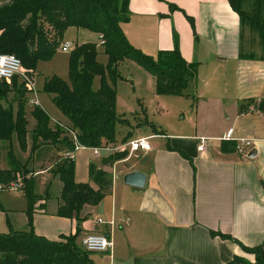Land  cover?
Here are the masks:
<instances>
[{
    "label": "crops",
    "instance_id": "crops-1",
    "mask_svg": "<svg viewBox=\"0 0 264 264\" xmlns=\"http://www.w3.org/2000/svg\"><path fill=\"white\" fill-rule=\"evenodd\" d=\"M129 11L130 19L122 29L133 47L153 57L178 48L188 63H198L196 91L189 97L177 96L190 100L192 122H183L171 132L155 128L148 136L154 140L150 151L131 152L128 143L147 136L134 137L130 132L113 145L115 152H103L95 162L88 160L85 175L75 171L77 183L88 182L98 190L89 176L90 164L100 165L114 153H126L123 159L104 167L112 177V193L97 206H84L80 220L57 215L62 184L55 175L48 179L52 165L44 166L52 152L63 156L65 148L40 147L43 161L37 168L35 161L32 164L36 181H43L47 189L35 193L43 197L49 194L50 198L34 204L32 229L52 241L76 236V242H81L87 234L107 235L113 249L90 253L93 264H228L235 257L254 263L255 255L244 252L233 240L211 233L229 235L246 247L264 245V112L254 105L240 112V106L250 99L264 98V61L242 56L241 20L228 0H130ZM70 29L78 37L84 36L78 44L90 39V33ZM151 78L153 82L154 76ZM28 95L30 99L32 95ZM39 104L52 126L69 125L61 117L54 120ZM27 106L28 125L33 123L34 130V107ZM148 124L147 119L141 123ZM230 131L232 140H226ZM201 139H207L205 152L198 149ZM238 139L253 141L246 156L223 149ZM15 150L25 160L31 147L25 154L19 147ZM252 151L256 155L250 158ZM3 152L7 153L6 147H0ZM8 166L9 159L0 169ZM132 172L146 175L144 188L125 183V176ZM16 196L25 203L3 209L9 216L6 223L0 221L2 234L31 229L29 203L21 193ZM97 218L107 224L97 225Z\"/></svg>",
    "mask_w": 264,
    "mask_h": 264
},
{
    "label": "trees",
    "instance_id": "trees-1",
    "mask_svg": "<svg viewBox=\"0 0 264 264\" xmlns=\"http://www.w3.org/2000/svg\"><path fill=\"white\" fill-rule=\"evenodd\" d=\"M129 1L0 0V53L16 55L26 72L34 75L39 63L51 61L71 27L96 34L100 45L103 39L104 45L101 46L108 59L106 64L99 60L98 42L77 43L69 56V81L58 76L46 79L43 92L52 96L53 103L69 120L68 130L54 129L48 114L35 107L32 116L37 125L30 132L26 111L28 90L18 77L12 82L0 79V142L10 145L7 147L9 166L0 169V186L8 188L13 183L20 184L17 193H21L29 203L27 215L31 228L29 231L0 233V264H93L90 253L77 245L76 236L52 241L33 231V208L39 197L35 193L36 172L32 163L35 152L40 148L39 139L56 148L65 146L63 159L54 172L62 184L61 204L57 212L60 217L80 220L84 206H97L112 193V177L104 167L123 159L126 153H114L103 159L100 165L90 164L89 176L98 185V190L89 183L75 181L74 159L66 156L76 150L71 132L81 146L89 149L117 142V124L125 122L118 117L116 106L120 64L134 61L154 76L158 96L189 97L198 87V63H188L178 48L161 51L153 57L130 44L122 29V24L130 19ZM228 2L240 17L242 31L245 26L257 28L263 46L259 58L264 61V0ZM242 56L256 57L253 53ZM97 77L101 78V85L94 90L93 83ZM10 93L16 94V98L8 99ZM257 102L250 99L240 106V112L251 105L257 106ZM257 108L264 112V102ZM31 133L34 137L30 155L22 160L13 147L14 139L19 150L28 153V136ZM227 144L224 150L236 152V141ZM211 234L233 240L244 252L256 257L254 263L235 257L228 264H264L263 245L246 247L229 235Z\"/></svg>",
    "mask_w": 264,
    "mask_h": 264
},
{
    "label": "rangeland",
    "instance_id": "rangeland-1",
    "mask_svg": "<svg viewBox=\"0 0 264 264\" xmlns=\"http://www.w3.org/2000/svg\"><path fill=\"white\" fill-rule=\"evenodd\" d=\"M90 33V39L87 42H98L99 37ZM74 32V29L68 30L67 34L64 36V43H68L71 41L81 43L84 40V36L81 34L78 37ZM261 37L257 31V28L250 29L249 27L245 26L243 28V50L245 53H253L254 56L260 57L263 46L261 45ZM62 44V45H63ZM99 60L106 64L107 63V56L103 53V48L99 43ZM72 51L65 53L62 51L61 46L58 49L57 54L55 57L48 62H41L38 65V68L34 74V87L36 92L35 94L29 93L32 95L33 99H37L40 101L41 106L49 113L50 116L54 118V120H62L68 122L69 120L62 114V112L57 108L55 104L52 102V96L43 92V87L45 80L47 78H51L53 76H58L65 81H69V56ZM119 74L121 78L118 80L116 84V106H117V115L119 118L124 120V124L119 122L117 124V140L118 142H122L126 136L132 132L134 137L140 136H147V139H150L148 136L154 134V129H163V130H171L173 127H178L183 122L187 123L192 122L190 120L191 117L194 116V111L191 108V102L189 99L184 97H177V96H165L163 98H159L156 94V87H155V80H152V76L150 73L145 71L138 63L134 61H127L119 65L118 68ZM20 83H22L20 81ZM101 85V78L97 77L93 83V89L97 90ZM25 87V85H24ZM26 88V87H25ZM18 94V93H17ZM16 94L10 93L8 99L12 100ZM29 96V95H28ZM167 99L168 100L167 102ZM264 102V98L257 102V106ZM140 103L142 104L143 110H140ZM55 105V109L54 106ZM14 110H17V104L14 105ZM28 106H26V111ZM34 110V109H33ZM57 111V112H56ZM61 117V118H59ZM147 121L150 123L146 126H142L141 123ZM32 124L28 125V130L32 132ZM189 124V123H188ZM57 125V126H56ZM67 124H60L56 123L53 124L54 127H61L64 130H68ZM55 129V128H54ZM191 129V128H190ZM32 133L28 136V147H32L33 145V138ZM62 139L65 138V135L61 137ZM38 144L40 147H50L51 144L43 143L42 140H38ZM150 143H154V140H150ZM0 147H10L9 143L0 142ZM13 147H19L17 140L14 139ZM65 146H60L58 149L59 151ZM112 147V145H110ZM18 157L22 158L21 154L17 152ZM47 165H52L51 170L47 173L48 179L54 176L56 166L61 162L63 159L59 152L55 151L52 152L50 155ZM44 157L43 150H37L34 156V165L37 168L41 165ZM7 158V153H0V166H4ZM26 160V159H25ZM91 160L95 162L98 158L95 157L94 151L89 150L85 151L84 149H78L74 154V162H75V171L81 175L86 173V162ZM98 162V161H97ZM75 172V173H76ZM88 183V182H87ZM87 183H80V184H87ZM36 192H43L46 191L47 187L45 183L41 180L36 181ZM55 188H52L51 192L55 191ZM17 193L12 190H0V221H4L6 223V219L9 216V213L3 211V209H14L17 206L21 205L23 202L22 198H18ZM39 200L42 198H50V195L47 194L45 197L38 196ZM12 217V216H11ZM8 221V219H7ZM5 232H8L5 231ZM77 245L81 247V242H77Z\"/></svg>",
    "mask_w": 264,
    "mask_h": 264
},
{
    "label": "built area",
    "instance_id": "built-area-1",
    "mask_svg": "<svg viewBox=\"0 0 264 264\" xmlns=\"http://www.w3.org/2000/svg\"><path fill=\"white\" fill-rule=\"evenodd\" d=\"M102 39V37H101ZM101 45H104V40H101ZM76 44L73 42L64 43L61 46L63 52H70L75 48ZM15 77H18L21 82L24 83L26 89L29 93L35 94L36 97L35 87H34V75L28 73L24 70L21 60L13 54H2L0 53V79H3L7 82H11ZM28 104L32 107H39V101L37 99H33L31 97L28 100ZM73 136V140L76 142V150L85 148L81 146L77 142V137L74 133L71 132ZM226 140H232V131L229 132ZM237 142V149L236 152L242 156H246L249 151L253 147V141L249 139H238ZM130 151H150L151 150V143L150 139L142 138L132 140L128 143ZM200 152H205L207 149V139H201L199 147ZM94 151V155L96 158H100L103 152H115L117 149L112 145H104L100 148L91 149ZM74 153L67 154L66 158L74 159ZM20 189V184L13 183L8 188H3L0 186V190H12L14 192H18ZM97 225L107 224L103 219L97 218L96 219ZM81 248L89 253H108L113 249V241L107 235L102 233H91L87 234L81 240Z\"/></svg>",
    "mask_w": 264,
    "mask_h": 264
},
{
    "label": "water",
    "instance_id": "water-1",
    "mask_svg": "<svg viewBox=\"0 0 264 264\" xmlns=\"http://www.w3.org/2000/svg\"><path fill=\"white\" fill-rule=\"evenodd\" d=\"M255 155H256V152L252 151L249 154V157L252 158V157H255ZM146 181H147L146 175L140 172H132L125 176V183L129 186L136 187V188H144L146 185ZM262 258L264 260V245H263V250H262Z\"/></svg>",
    "mask_w": 264,
    "mask_h": 264
}]
</instances>
